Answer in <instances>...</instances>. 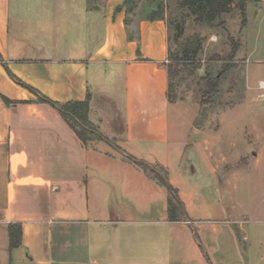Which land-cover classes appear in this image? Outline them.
Returning <instances> with one entry per match:
<instances>
[{
  "label": "crops",
  "instance_id": "crops-1",
  "mask_svg": "<svg viewBox=\"0 0 264 264\" xmlns=\"http://www.w3.org/2000/svg\"><path fill=\"white\" fill-rule=\"evenodd\" d=\"M125 1L104 0L94 8L105 26L97 44L72 42L53 57L47 52L52 44L39 39L49 32L54 11L39 14L47 26L32 31L26 21L15 24L12 0H0V264H158L172 251L149 249L150 243L171 232L186 240L193 218L170 220L168 189L131 157L165 167L186 202L179 178L198 172L194 157L184 166L188 147L200 141L211 161L208 132L220 126L198 121L197 103L170 100L169 26L165 19L143 18L131 33ZM109 66L118 85L102 89ZM44 97L59 103L89 97V119L103 137L84 143L58 106L40 102ZM211 207L216 220L199 224L209 222L214 233L223 231L221 223L231 224V236L244 232L256 258L264 259V208L236 217L234 206ZM10 223L22 225L15 248ZM191 243L196 249L186 247L183 260L173 250L180 256L174 264L203 262L204 250Z\"/></svg>",
  "mask_w": 264,
  "mask_h": 264
},
{
  "label": "rangeland",
  "instance_id": "rangeland-1",
  "mask_svg": "<svg viewBox=\"0 0 264 264\" xmlns=\"http://www.w3.org/2000/svg\"><path fill=\"white\" fill-rule=\"evenodd\" d=\"M12 1L16 7L15 10L12 8L15 24L26 21L31 24L32 31L33 26H47V22L41 24L39 14L54 11L55 17L47 26L49 32L41 34L39 39L41 45L52 44L53 49L50 51L49 48L47 52L53 57H57L56 48L59 55L64 54L67 50L61 52L59 48H68L72 42L81 48L88 40L95 45L103 36V17L93 11L104 0H21V9L18 0ZM124 7L126 22L133 34L139 20L150 18L153 11L164 12L163 19L170 31L168 61L178 71L172 78L178 97H183L187 105L197 103L202 111H206L205 118L202 111L199 113L198 121L209 118L214 128L220 126L208 132V152L213 155L211 161L205 159L200 141L190 145L188 149H192L184 157V166L190 157H194L192 161L198 168L195 175L186 174L185 178H179L188 201L180 198L189 220L193 218L187 225L185 242L171 232L165 238L160 236L157 243H150L149 249L172 251L170 256L160 258L158 264H174L180 256L181 260L187 258L182 254L184 249L187 247L191 252L192 247L196 249L191 241L204 250L201 264H264V259L256 258L257 254L251 251L252 241L244 232H238V235L236 232L233 238L229 223H221L223 231L214 233L209 222L199 224L196 221L216 220L218 212L211 207L212 204L234 206L236 217L245 210L255 216L264 208V89L259 87V82L264 80V0H233L228 12L211 21L197 20L196 14L182 0H129ZM85 8L92 11L90 18ZM24 15L29 17L28 20H21ZM184 46H193L197 51L186 54ZM29 56H33L31 51ZM177 62L179 66H176ZM108 68V76L101 78L98 85L102 89L118 85L113 66ZM215 82L216 90L213 87ZM214 162L217 173L212 170ZM179 165L182 168L183 162ZM168 178L170 180L169 174ZM210 245L216 248L211 250ZM173 250H179L181 255L174 257ZM244 251L248 252L251 261ZM199 262L191 259L188 263Z\"/></svg>",
  "mask_w": 264,
  "mask_h": 264
},
{
  "label": "trees",
  "instance_id": "trees-1",
  "mask_svg": "<svg viewBox=\"0 0 264 264\" xmlns=\"http://www.w3.org/2000/svg\"><path fill=\"white\" fill-rule=\"evenodd\" d=\"M129 0L125 1L127 5ZM233 0H182V3L191 8L192 12L196 14L197 20H214L219 17L222 13L228 12L231 8V3ZM120 9V8H118ZM243 15H245V4L242 8ZM163 11H153L151 13L150 19H163ZM246 23V18L243 16V24ZM183 51L187 54L189 52L196 53V49L192 47L184 46ZM170 58V53L168 55ZM178 62L176 63L177 66ZM179 66V64H178ZM168 71L170 75V84L168 89V96L171 101L178 100L177 86L172 78L177 76V69H173V65L168 61ZM218 80V79H216ZM214 89L217 88V83L213 84ZM34 90L33 87H30ZM40 102H49L54 106H58L62 116L68 122V124L75 130L76 134L80 139L87 143L90 140H95L102 138L103 135L99 132L96 125H94L89 119V110H90V99L83 101H68L65 103H59L53 101L49 98H40ZM204 118L206 117V111L201 113ZM135 160L142 169L150 176L152 179L158 181L168 189V218L172 221L178 220H189L187 213L185 212L184 204L178 194L176 187L172 185L168 178V170L159 164H150L145 161ZM9 235H10V247L15 248L21 245L22 243V225L20 223H10L9 225Z\"/></svg>",
  "mask_w": 264,
  "mask_h": 264
},
{
  "label": "built area",
  "instance_id": "built-area-1",
  "mask_svg": "<svg viewBox=\"0 0 264 264\" xmlns=\"http://www.w3.org/2000/svg\"><path fill=\"white\" fill-rule=\"evenodd\" d=\"M259 87H260L261 89H264V80L259 82Z\"/></svg>",
  "mask_w": 264,
  "mask_h": 264
}]
</instances>
